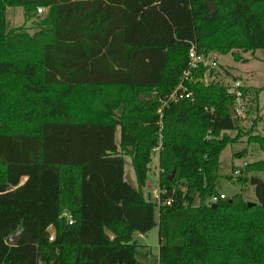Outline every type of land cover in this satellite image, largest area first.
Here are the masks:
<instances>
[{"label":"trees","instance_id":"trees-1","mask_svg":"<svg viewBox=\"0 0 264 264\" xmlns=\"http://www.w3.org/2000/svg\"><path fill=\"white\" fill-rule=\"evenodd\" d=\"M13 8L30 32L9 26ZM191 44L234 61L264 49V0H0V264H138L132 235L154 226L157 264H264V178L225 177L252 187L250 204L207 202L225 132H239L226 85L198 68L192 99L156 113ZM156 146L158 206L142 193ZM244 171L264 175V160Z\"/></svg>","mask_w":264,"mask_h":264},{"label":"rangeland","instance_id":"rangeland-1","mask_svg":"<svg viewBox=\"0 0 264 264\" xmlns=\"http://www.w3.org/2000/svg\"><path fill=\"white\" fill-rule=\"evenodd\" d=\"M214 8V7H213ZM45 9L40 8L37 12L42 16ZM8 24L10 27L23 26L29 32L32 30L29 22L23 23L20 8L10 10L8 16ZM201 54V53H198ZM240 61H234L230 54L221 55L215 51H209L202 55L211 57L216 61L215 67L210 68V74L205 70L202 77L198 78L203 82L218 81L223 85H229L233 80L239 79L242 87L247 89L246 96L241 98L239 115H235L239 123V132L227 131L226 135L235 137L233 142L228 143L219 153L216 174L218 176L217 187L218 191L224 196H228L232 192H238L242 198L251 203L253 201L252 187L245 183L243 185L233 184L225 179L230 176L232 179L237 178H256L263 179L264 175L259 173L245 172L246 164L264 160V152L259 147L251 142L248 138L258 135L264 136L263 126V104H264V49L254 51H238ZM223 69H226L228 74H224ZM257 94V95H256ZM233 110V103L230 107ZM116 138V136H115ZM156 154H150V162L148 164L149 175L145 180V185L142 187V193L145 198L150 199L151 193L157 188L156 172ZM123 180L135 187V180L132 168L130 166L129 157L123 156ZM244 163V166H241ZM239 168L237 175H232V172ZM137 244L136 260L138 264H156L157 253V228L152 227L145 236L137 238L134 235Z\"/></svg>","mask_w":264,"mask_h":264},{"label":"built area","instance_id":"built-area-1","mask_svg":"<svg viewBox=\"0 0 264 264\" xmlns=\"http://www.w3.org/2000/svg\"><path fill=\"white\" fill-rule=\"evenodd\" d=\"M37 12L40 11V8L36 9ZM216 61L212 59L211 57H207L202 54H198L194 46L191 44L190 47L188 48L187 51V58H186V65L184 69L181 72L180 78L178 83L172 87V89L163 97L158 98V107L156 109V113L158 117L160 118L161 116V110L162 108L169 102H177L179 100L187 99L191 100L192 99V93L189 89H187L185 85V81L190 79V74L194 70L198 68H204L205 70H209L210 68L215 67ZM242 87L241 81L239 79L233 80L229 85H226V92L230 95L233 96V114L234 115H239L240 108H242L241 105V92L240 88ZM158 147L156 146L151 149V153L157 154ZM241 166H244V163H241ZM239 173V168H236L233 172L232 175H237ZM159 196H160V190L157 187L153 193L151 194V199L152 201L158 206L159 204ZM224 194H218V195H212L209 197L207 202L209 204H214L218 199L224 198ZM163 204L168 205L169 204V199H166L162 202ZM65 217H68L66 213H63ZM71 223V220H68V224ZM48 230H51L50 227H48ZM53 238V233L50 231L48 235V240L51 241Z\"/></svg>","mask_w":264,"mask_h":264},{"label":"water","instance_id":"water-1","mask_svg":"<svg viewBox=\"0 0 264 264\" xmlns=\"http://www.w3.org/2000/svg\"><path fill=\"white\" fill-rule=\"evenodd\" d=\"M206 5H207L208 13L211 15V14L213 13V11H214V8H213L212 4L209 3V2H207ZM139 98L141 99V97H139ZM227 110H228V113H229V115H230L231 117L234 116L233 111H232V109H231L230 107H228ZM172 174H173V172L171 171V172L168 174V177H167V178L170 179V177L172 176ZM260 182H261V181H260L259 179H256V178H249V184H250V185L259 184ZM249 204H250V203H249ZM249 204H247V205H249ZM210 206L213 207L214 204H211ZM20 232H21V229L17 230L16 232H14L13 234H11V235L8 236V238H7V244H8L9 246H14V245L17 244L18 239H19ZM109 237H110L111 239H113V235H110Z\"/></svg>","mask_w":264,"mask_h":264},{"label":"crops","instance_id":"crops-1","mask_svg":"<svg viewBox=\"0 0 264 264\" xmlns=\"http://www.w3.org/2000/svg\"><path fill=\"white\" fill-rule=\"evenodd\" d=\"M115 136H116V138H115V142L117 143V140H118V129H116V131H115ZM123 157V156H122ZM156 163H155V165H157V154H156ZM158 167H156V169H157ZM156 172H158V169L156 170ZM148 175H149V172L147 171V173H146V178L148 177ZM155 176H156V180H157V177H158V174L157 173H155ZM144 185H145V183H144ZM157 185V184H156ZM157 187H158V185H157ZM154 191V190H153ZM153 191H152V193H153ZM151 193V194H152ZM144 196V195H143ZM154 227H156V226H154ZM134 235H136L137 236V238H142L143 236H145V234H138V233H134L133 235H132V238H133V240L135 241V239H134ZM136 242V241H135ZM156 255H157V253H156ZM157 264V263H156Z\"/></svg>","mask_w":264,"mask_h":264}]
</instances>
